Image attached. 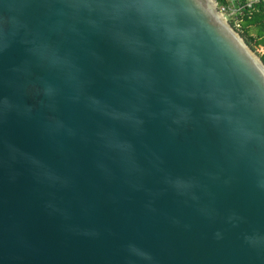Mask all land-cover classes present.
Segmentation results:
<instances>
[{
    "label": "water",
    "instance_id": "95a60500",
    "mask_svg": "<svg viewBox=\"0 0 264 264\" xmlns=\"http://www.w3.org/2000/svg\"><path fill=\"white\" fill-rule=\"evenodd\" d=\"M0 264H264V62L216 0H0Z\"/></svg>",
    "mask_w": 264,
    "mask_h": 264
},
{
    "label": "trees",
    "instance_id": "16d2710c",
    "mask_svg": "<svg viewBox=\"0 0 264 264\" xmlns=\"http://www.w3.org/2000/svg\"><path fill=\"white\" fill-rule=\"evenodd\" d=\"M218 6L240 9L231 25L244 38L246 43L256 50L264 47V0H216ZM264 62V56H260Z\"/></svg>",
    "mask_w": 264,
    "mask_h": 264
},
{
    "label": "built area",
    "instance_id": "2783aa9c",
    "mask_svg": "<svg viewBox=\"0 0 264 264\" xmlns=\"http://www.w3.org/2000/svg\"><path fill=\"white\" fill-rule=\"evenodd\" d=\"M220 12L230 21V19L235 18V14L240 10V9H235V8H228L226 6L220 7L219 6Z\"/></svg>",
    "mask_w": 264,
    "mask_h": 264
},
{
    "label": "rangeland",
    "instance_id": "374dc122",
    "mask_svg": "<svg viewBox=\"0 0 264 264\" xmlns=\"http://www.w3.org/2000/svg\"><path fill=\"white\" fill-rule=\"evenodd\" d=\"M255 51L259 56H264V47L263 46H258Z\"/></svg>",
    "mask_w": 264,
    "mask_h": 264
}]
</instances>
